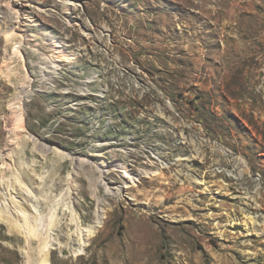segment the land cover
I'll list each match as a JSON object with an SVG mask.
<instances>
[{"label":"rangeland","instance_id":"obj_1","mask_svg":"<svg viewBox=\"0 0 264 264\" xmlns=\"http://www.w3.org/2000/svg\"><path fill=\"white\" fill-rule=\"evenodd\" d=\"M7 146L0 210L24 224L39 199L52 264H264V0H0ZM70 172L74 211L53 212ZM99 207L79 259L63 234ZM25 248L0 221V264H26Z\"/></svg>","mask_w":264,"mask_h":264},{"label":"bare ground","instance_id":"obj_2","mask_svg":"<svg viewBox=\"0 0 264 264\" xmlns=\"http://www.w3.org/2000/svg\"><path fill=\"white\" fill-rule=\"evenodd\" d=\"M12 19H14V20L17 19V16L12 17ZM22 111H23V103L18 105V115L20 117L22 116ZM21 122H22V120H21ZM19 128H21L20 129L21 131L25 129L24 125H22ZM19 136L20 135H18V137ZM18 140H19L18 141L19 145H22V142L25 141L24 139L23 140L20 139V137H19ZM35 143H39V141L36 140ZM44 147L46 148V146H44ZM16 149H17L16 147L7 146L3 151L0 152V171H1V173H5L6 170L14 167L12 160H13V157L15 155V150ZM58 152L60 153V157L58 159L59 161L65 160L68 157H72L73 160L76 161L75 157L71 156V154H69L67 152L62 153L61 151H58ZM198 152L200 154V148H198ZM97 162L103 163L102 165L99 164L101 170H107V168H108V170L112 169V166L109 163H106L105 160H98ZM116 166L117 165L114 164V167H116ZM122 167L124 168L126 176L131 178V181H132L133 185H136L137 182L139 181V177H138L139 175H137L136 173L130 172L128 170V168H127V165L125 163H124V165ZM146 173L148 175H150V176L151 175L153 176L155 174L156 175L159 174V172L157 173V172H152V171H146ZM199 175H197L198 177H196L195 179H192V180L190 179L191 182L194 183L195 187H201V185H207V187L205 189L210 191L212 189V186H214V184L209 185L208 182L205 181L204 179L200 178ZM30 176H32V175H30ZM47 176L44 174V175H40V178H37V179H39V181H38L39 183H37L39 187H41L42 184L45 181L47 182V179H46ZM20 178H17V179L22 184L25 180H23L22 178L20 179ZM89 178H90V181H91V190L93 192V195L96 198H98V200H100V197L98 195L99 183L96 181V179H94L92 177H89ZM17 179H15V180H17ZM75 181H76V177H75L74 172H70L68 174V176L66 177V186L62 189V192L60 194V198L57 199L56 202L52 201V204L51 203H47L46 204L47 207H49L50 210L54 209L53 212H55L61 206L63 208L65 207L66 210H69L71 212L74 211V205L75 204L73 205L72 198H73V194L75 193L76 186H77ZM108 185H109L108 186L109 187L108 191L110 193H112L113 189L111 187V182H108ZM225 185H226L225 183L222 184V186H225ZM118 187H119V184H118ZM41 192H44V190H41ZM203 193H204L203 191L202 192L200 191V195H202ZM39 203H40V201H39L38 198L33 200V206L36 208L35 213L31 214L30 219L28 217L29 215L26 214L24 224H19V221L17 220L18 218L16 220H14L15 217H14V219L11 218L12 216H11L10 213L9 214H10L11 217L9 215H7L8 213L4 212L5 209L4 210H0V221L4 222L8 226L9 230L12 233L21 232V233L24 234V236L26 238V244H27L28 248L23 249V252L25 253V257L27 259L26 260V264H52V259H51L52 233L50 232V228H51L50 226L51 225H55L57 222L55 220H53V218H52L53 222H51V221L49 222V220L46 219V215L49 216V214H45L43 212H40L41 210L38 208ZM0 208H1V206H0ZM29 209H31V208H29ZM26 212H28V211H26ZM102 212H103V208L99 207L96 210L95 214H94L95 215L94 223L89 224L87 229H84L82 227L81 217L74 215V217L72 218V221H73V224H75V226H76L75 232L73 234H67V233L63 234V237H67L68 238V240L70 242V245H71V248L75 251V255L77 256V258H79V259L82 258L81 255H83L85 253L86 249H87L88 239H90L92 236L95 235V233L97 231V224L102 223V216H103ZM54 214L55 213H53V215ZM250 219H251V223H253V224H257L258 223V221H257V219H255V217H250ZM36 238L38 239L39 244H40V245L38 244L39 247H40L39 249L38 248L36 249V248L32 247V244H34V242L36 241ZM61 252L63 254L65 253V248L64 247H61ZM68 260H69V258H67L66 262Z\"/></svg>","mask_w":264,"mask_h":264}]
</instances>
